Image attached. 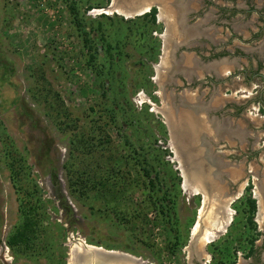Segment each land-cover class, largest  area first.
Instances as JSON below:
<instances>
[{
  "label": "rangeland",
  "instance_id": "obj_1",
  "mask_svg": "<svg viewBox=\"0 0 264 264\" xmlns=\"http://www.w3.org/2000/svg\"><path fill=\"white\" fill-rule=\"evenodd\" d=\"M109 5L0 0V254L9 264H72L80 240L147 264H192L187 248L204 199L183 190L177 145L159 112L155 68L165 23L157 11L152 23L144 14L125 18ZM241 77L235 87H227L229 80L217 87L236 97L238 107L248 106L236 116L223 112L249 137L243 149L216 147L243 174L236 184L242 196L229 206L231 222L203 247L211 264H232L231 249L244 250L254 235L247 231L243 190L247 171L264 160V113L255 95L260 89H247ZM115 180V191L123 189L120 182L130 184L118 207L97 193L99 182ZM29 207L36 232L33 250L24 253L6 241Z\"/></svg>",
  "mask_w": 264,
  "mask_h": 264
},
{
  "label": "water",
  "instance_id": "obj_2",
  "mask_svg": "<svg viewBox=\"0 0 264 264\" xmlns=\"http://www.w3.org/2000/svg\"><path fill=\"white\" fill-rule=\"evenodd\" d=\"M123 5L136 7V10L147 6V12L156 7L158 8V17L162 13V18L160 19L165 23L164 48L161 61L155 68L156 82L161 98L159 112L169 122V133L171 131L174 135L173 137L180 144L179 154L182 166L188 174V181L192 184H200L207 196L204 206L210 208L214 202H217L216 206L224 207L228 201L231 199L234 201L237 195L241 193L242 188L236 186V184L239 177L242 176L243 170L241 165L226 161L225 153L219 152L216 147L220 143L230 147L238 144L243 149L246 147V139L249 137V132L244 129L240 121L224 113L220 116L214 114V111L218 110L215 106H222L231 99L223 96L219 88H215V103L211 100L208 104L202 102L206 90H201L202 88L199 84L194 94H190L189 89L182 91L178 95V104H175L174 88L171 87H181L180 77L184 78L188 83L200 80L204 74H213L216 79H223L226 73L229 72L232 62L228 58L202 61L197 55L187 51L181 52L179 59L176 60V52L184 44L186 48L188 45L181 38L185 13L191 10L189 8L190 4H187L184 0H110V5L107 9ZM139 15L137 13L133 17ZM122 16L125 17L124 15ZM176 27L180 31L177 38L174 35L175 29L178 30ZM190 30H193L192 34H198L197 29L191 28ZM181 140L182 142L180 143L179 141ZM235 186L236 188H234ZM201 194L203 193L201 192ZM204 218V214L197 217L194 226L196 230L191 232L189 247L196 249L203 243L201 236L206 222ZM71 256H73L72 253ZM0 260L3 264H9L5 261L2 254H0ZM72 264L147 263L141 258L128 253L105 250L102 247L94 246L91 252L75 251Z\"/></svg>",
  "mask_w": 264,
  "mask_h": 264
},
{
  "label": "flooded vegetation",
  "instance_id": "obj_3",
  "mask_svg": "<svg viewBox=\"0 0 264 264\" xmlns=\"http://www.w3.org/2000/svg\"><path fill=\"white\" fill-rule=\"evenodd\" d=\"M184 1L190 4L189 8L191 10L186 12L185 19L183 18L184 27L182 26L181 38L184 42L186 41L188 45L187 48L185 44L180 47V50H178L175 55L176 60L179 59L181 52L187 51L197 55L202 61L220 60L223 57H227L232 62L235 57V63L231 66L229 75L224 79H216L213 74H204L200 80H194L188 83L184 78L180 77L179 79L182 82L181 87L170 86L174 88L175 104H178V95L182 91H187V89H189V93L194 94L199 84L201 85V90L207 88L202 102L208 104L211 100L215 103V88L219 87L222 82H226L227 80H229V83H226L227 87H235L237 84L236 80H239L238 77L242 75L247 89H260L255 95L258 102V109H262L264 113V0H261L260 6L257 5L255 0H246V9L238 8L236 4L237 0H230L232 2L230 6L222 5V0ZM152 9L158 11L156 7ZM238 14L250 20L244 36H238L236 34L238 28L236 22L238 21L237 19L235 20V18ZM252 16H254L253 21L251 20ZM176 28L178 29V27ZM191 28L197 29L198 34H192L193 30L191 31ZM178 32H180L179 29H175V38L179 35ZM223 32H225V36L221 35ZM228 35H230L231 41H227ZM240 59H242L243 62H240ZM254 80H259L262 84L261 87L252 85L251 82ZM198 95L200 94L198 93ZM230 98V101L227 102L223 108L218 105L217 102L218 107L215 106V108L218 110L214 111L216 116L223 114V109L226 110L227 108L231 110L232 116H236L238 112L247 109L248 106L246 105L242 107L237 106L236 97ZM256 154L257 153H255V155ZM261 166L260 169H250L247 171L249 179L243 190L247 196L243 204L246 206L249 213L246 220L249 223L247 231H249V229L254 230V235L251 238L248 237L249 239L246 242L244 250L231 249V260L233 256L234 261L232 264H237L239 261L238 264H264V160ZM254 175L256 178H254ZM240 194L237 195L234 201L242 196ZM251 203L254 205L253 211L251 210ZM234 235L235 234H233V237L237 241L239 236ZM212 242L206 243L196 249L188 246L187 255L192 264L213 263V255L211 254L208 256L209 254L207 251L203 250V247L205 248V246ZM241 260H243V262H241ZM218 264L222 263L219 261Z\"/></svg>",
  "mask_w": 264,
  "mask_h": 264
},
{
  "label": "bare ground",
  "instance_id": "obj_4",
  "mask_svg": "<svg viewBox=\"0 0 264 264\" xmlns=\"http://www.w3.org/2000/svg\"><path fill=\"white\" fill-rule=\"evenodd\" d=\"M114 8V7H113ZM117 9V12L122 14V15H125L126 17H133V15L139 13L140 15H143V13L147 10H148V7L145 6V7H142L138 10H136V7H130L128 5H125V6H120ZM145 12V13H146ZM162 14V13H161ZM160 14V16H161ZM139 15V16H140ZM162 18V16H161ZM169 123V122H168ZM168 126L170 127V125L168 124ZM171 136H172V141L171 142H174L175 141V145H177V150L175 151L176 153V156L177 158L180 157V154H179V146L180 144L178 143V141L176 140L175 137H173L174 135L172 134L171 132ZM180 143L182 142L179 141ZM172 144V143H171ZM179 162H180V168L181 170L183 171V179H184V183H183V190L186 192V193H192V194H201V192L203 194L202 195V198L204 199V202L203 203V206L204 204L206 203V200H207V196L206 194L203 192L202 190V186L199 184H192L188 181V174L186 173V171L184 170L183 166H182V162H181V158L178 159ZM263 182V181H262ZM195 189V190H194ZM190 194V195H192ZM233 199H231L230 201H228L226 203V205L224 207L222 206H216L217 202H214L213 205L210 206V208H206L204 206H202V208L200 209V213L204 214L205 215V225H204V229H203V232H202V244L200 245V247L206 243H209V242H212L214 241L217 237H219L220 235H222L225 230L227 229L229 223L231 222V219H232V211L230 210L229 206L231 204V201ZM222 207V208H221ZM200 214V215H201ZM201 229V228H200ZM199 229V230H200ZM196 230L193 229L192 232H194ZM91 249H92V246L86 244L85 242H82L80 240V242H77L75 244V246L71 249V252H72V255L74 256V252H83L85 253L86 251H90L91 252ZM5 258V260L7 262H9V259H7V256H3ZM74 261H75V257H74ZM73 262V261H72Z\"/></svg>",
  "mask_w": 264,
  "mask_h": 264
},
{
  "label": "trees",
  "instance_id": "obj_5",
  "mask_svg": "<svg viewBox=\"0 0 264 264\" xmlns=\"http://www.w3.org/2000/svg\"><path fill=\"white\" fill-rule=\"evenodd\" d=\"M155 15H156V10L152 9L149 13L144 14V17H148L152 23L155 22ZM114 170V168H111V170ZM144 172L147 175L146 169H144ZM118 184V180L113 181V183L108 184L107 182H99L98 186L100 190H97L98 195L103 196L106 198V200L110 203L117 204V207L119 206L118 204L120 202H123L124 197H126L127 190H130V184L126 182H120L119 185L123 186V189L119 191H115L113 188H115L116 184ZM109 186V187H108ZM108 187V188H107ZM149 187V185H148ZM149 203V201H148ZM156 201H152V203L148 206H154ZM252 207L251 210L253 211L254 205L251 203ZM134 212H137L136 209H133ZM138 211L137 213H139ZM142 212V211H141ZM23 221L20 223V225L15 228L13 234H11L7 238V245L10 249L12 250H17L19 252H28L33 250L32 247V240L33 234L36 232L35 231V226H36V221L34 217V208H27L25 211H23ZM143 219H145V213L142 215Z\"/></svg>",
  "mask_w": 264,
  "mask_h": 264
},
{
  "label": "crops",
  "instance_id": "obj_6",
  "mask_svg": "<svg viewBox=\"0 0 264 264\" xmlns=\"http://www.w3.org/2000/svg\"><path fill=\"white\" fill-rule=\"evenodd\" d=\"M256 2H257V5H259L260 6V3H261V0H255ZM246 0H237L236 1V4H237V6H238V8H240V9H246L247 7H246ZM246 18V17H245ZM244 17H242L240 14H238V16L235 18V20L237 19V21L238 22H236L237 23V32H236V34L238 35V36H244L245 35V32H246V28H247V26H248V24H249V22H250V20H248V19H245ZM251 20L253 21L254 20V16H252V18H251ZM240 48V47H239ZM238 62V61H237ZM240 62H243V60L242 59H240ZM235 63V62H234ZM238 64V63H237ZM234 64H233V61H232V66H233ZM231 70V69H230ZM229 70V71H230Z\"/></svg>",
  "mask_w": 264,
  "mask_h": 264
},
{
  "label": "built area",
  "instance_id": "obj_7",
  "mask_svg": "<svg viewBox=\"0 0 264 264\" xmlns=\"http://www.w3.org/2000/svg\"><path fill=\"white\" fill-rule=\"evenodd\" d=\"M158 143H159L161 146H163L161 141H158ZM158 146H159V145H158ZM162 148H163V150L165 149L164 147H162ZM168 159H169V161H170L171 163L173 162L172 159L170 158V156H168Z\"/></svg>",
  "mask_w": 264,
  "mask_h": 264
}]
</instances>
